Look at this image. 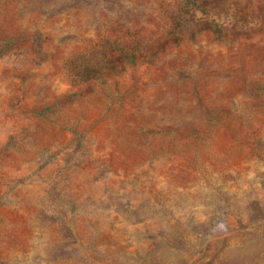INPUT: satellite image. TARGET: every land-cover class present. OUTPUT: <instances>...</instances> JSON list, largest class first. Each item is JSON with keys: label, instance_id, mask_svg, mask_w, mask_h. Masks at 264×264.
<instances>
[{"label": "rangeland", "instance_id": "1", "mask_svg": "<svg viewBox=\"0 0 264 264\" xmlns=\"http://www.w3.org/2000/svg\"><path fill=\"white\" fill-rule=\"evenodd\" d=\"M149 1L0 0V264H264V36L172 48L113 99L61 73Z\"/></svg>", "mask_w": 264, "mask_h": 264}, {"label": "trees", "instance_id": "2", "mask_svg": "<svg viewBox=\"0 0 264 264\" xmlns=\"http://www.w3.org/2000/svg\"><path fill=\"white\" fill-rule=\"evenodd\" d=\"M148 4L153 27L117 19L88 46L63 57L61 73L71 86L83 90L79 96L100 90L118 98L130 77L149 72L170 49L196 43L203 36L218 46L264 36V0H151ZM172 145L168 141L167 147Z\"/></svg>", "mask_w": 264, "mask_h": 264}]
</instances>
